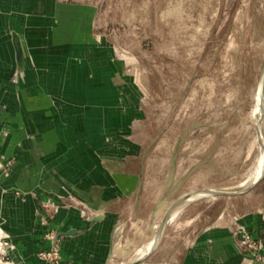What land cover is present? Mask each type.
I'll return each instance as SVG.
<instances>
[{"label":"crops","instance_id":"0c3cea01","mask_svg":"<svg viewBox=\"0 0 264 264\" xmlns=\"http://www.w3.org/2000/svg\"><path fill=\"white\" fill-rule=\"evenodd\" d=\"M96 12L69 0H0L2 261L48 264L39 254L56 245L55 264H119L123 255L130 264L170 206H157L160 189L152 194L162 164L141 140L139 94L98 37ZM231 217L166 227L141 264H264L244 240L260 237L261 213Z\"/></svg>","mask_w":264,"mask_h":264},{"label":"rangeland","instance_id":"374dc122","mask_svg":"<svg viewBox=\"0 0 264 264\" xmlns=\"http://www.w3.org/2000/svg\"><path fill=\"white\" fill-rule=\"evenodd\" d=\"M69 1L97 7L96 33L139 94L144 126L138 131L151 160L162 164L155 175L161 185L152 192H162L157 206L170 208L201 190L247 188L260 156L253 110L264 68V0ZM262 130L264 136V119ZM175 210L165 228H207L234 212L257 211L262 226L264 179L246 194L202 197ZM166 212L152 220L146 241Z\"/></svg>","mask_w":264,"mask_h":264},{"label":"water","instance_id":"95a60500","mask_svg":"<svg viewBox=\"0 0 264 264\" xmlns=\"http://www.w3.org/2000/svg\"><path fill=\"white\" fill-rule=\"evenodd\" d=\"M14 44H15V47H16V51H17V58H18V62L21 66L24 65V54H23V49H22V45H21V41H20V38L18 35H15L14 36ZM261 78H264V68L261 72ZM258 135L262 138L263 137V130L261 129V127L258 128ZM264 179V175L259 179L257 180L254 184L248 186L247 188L241 190V191H238V192H225V191H217V190H201V191H197V192H193L191 194H187L183 197H181L179 200H177L170 208L169 210L166 212L159 228H158V231L155 235V238H154V241L156 242L155 244V247L154 249L147 255V257L143 258V259H140L138 261H135V262H132L130 264H141L142 262H144L153 252L154 250L157 248V245L159 244L160 242V239L163 235V232H164V228L166 226V224L171 220V215L173 214L175 208L180 205L181 203L183 202H186V201H189L190 198L198 195L197 193L199 192H208V195L209 196H212V197H223V196H228V197H232V196H239V195H243V194H246L248 192H250L251 190H253L257 185H259ZM57 241V238L54 239V244L56 243ZM56 245H55V247Z\"/></svg>","mask_w":264,"mask_h":264},{"label":"bare ground","instance_id":"6f19581e","mask_svg":"<svg viewBox=\"0 0 264 264\" xmlns=\"http://www.w3.org/2000/svg\"><path fill=\"white\" fill-rule=\"evenodd\" d=\"M253 118L256 122L257 136H258V141H259V146H260V156H259V160H258L256 169H255L252 181L248 186L254 184L257 180H259L264 175V136L261 138L258 135V128L261 127L262 129V123L264 119V78H261V76H260V81L258 84V89H257V94H256V102H255V107L253 110ZM197 194L198 195L190 198L189 201H193L195 199L202 198V197H212V196H209L208 192H205V191L199 192ZM175 211L171 215V219ZM0 237H1V234H0ZM154 238L151 243H149L146 247L142 248L140 251L137 252L136 258L133 260V262L147 257V255L154 249L156 245Z\"/></svg>","mask_w":264,"mask_h":264},{"label":"built area","instance_id":"2783aa9c","mask_svg":"<svg viewBox=\"0 0 264 264\" xmlns=\"http://www.w3.org/2000/svg\"><path fill=\"white\" fill-rule=\"evenodd\" d=\"M245 243L248 245L250 250L255 254L257 259H262L264 256V221L261 226V235L255 239L250 235H246ZM39 257L48 264H55L58 262L59 254L58 249L53 248L49 251H43L39 254Z\"/></svg>","mask_w":264,"mask_h":264}]
</instances>
